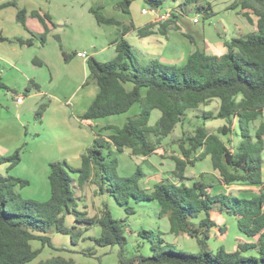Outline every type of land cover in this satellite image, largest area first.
I'll list each match as a JSON object with an SVG mask.
<instances>
[{"label": "trees", "instance_id": "16d2710c", "mask_svg": "<svg viewBox=\"0 0 264 264\" xmlns=\"http://www.w3.org/2000/svg\"><path fill=\"white\" fill-rule=\"evenodd\" d=\"M114 8L125 15L130 13L134 0H110ZM150 9H161L165 0H142ZM17 9L16 21L25 27L28 12L20 8L17 0L0 4ZM240 7L242 15L250 20L257 18L255 32L232 37L224 41L225 53L208 55L198 50L191 52L183 65L169 66L156 61L140 63L125 36L136 32L139 37L151 35L152 26L135 28L103 14L102 6L92 9L97 25L115 26L120 36L113 42L115 55L102 62L94 57L86 60L87 80L97 88L96 96L81 119L90 122L127 113L134 105L139 112L126 119L122 127L109 126L113 133L98 135L92 146L81 155L78 168L64 161L48 164L50 198L45 202L23 200L17 193L29 185L27 180L0 175V264H33L45 248H55L47 236L50 230L70 236L71 243L77 241L91 227H98L97 237L89 238L95 246H118V264H264V185L262 184V159L264 151V123L254 128L264 110V0H235L230 9ZM191 13L203 20L215 14L208 0H180L171 17L159 22V33L178 31L179 16ZM44 28L36 39L41 45L49 34L46 22L53 25L49 15L30 12ZM187 38L189 35L184 34ZM58 40V36H55ZM1 40V39H0ZM20 45L31 46L32 40H17ZM61 48V47H60ZM65 62L70 56L62 52ZM41 65L40 62L33 61ZM131 85V89L127 88ZM218 101L215 113L203 112L201 123L193 133L178 139L179 156H172L175 179L156 182L151 191L143 190L138 183L144 173L138 167L135 175L120 177L117 174V154L129 150L137 158L156 155L162 142L169 137L177 125L184 122L189 112L207 107ZM41 105L36 116L44 111ZM160 113L156 123L149 125L152 111ZM223 120L216 134L209 133L207 122ZM237 131L239 143L232 147L219 135L227 136ZM115 149V150H114ZM210 158L211 168L220 186L234 183L259 185L258 194L251 198H239L223 192L212 194V187L204 179L193 180L185 176L189 166L205 157ZM19 151L1 157L0 165L6 164L9 171L20 161ZM202 178V176H200ZM87 184L96 185V194L112 197L124 212L134 214L129 206L157 203L156 216L166 219L168 233L174 238L191 239L198 247L197 253L179 251L162 239V233L142 229L138 236L149 243L150 255L136 254L126 257L127 245L125 221L116 220L106 204L99 215L87 216L78 210L81 191ZM75 215V226L67 227V215ZM234 217L238 232L245 239H237L232 251L222 248L215 253L209 251V240L215 236H226L227 227L219 225L216 216ZM33 243L40 246L33 247ZM83 255L93 253L82 250ZM35 264H77L72 258L54 255Z\"/></svg>", "mask_w": 264, "mask_h": 264}, {"label": "crops", "instance_id": "0c3cea01", "mask_svg": "<svg viewBox=\"0 0 264 264\" xmlns=\"http://www.w3.org/2000/svg\"><path fill=\"white\" fill-rule=\"evenodd\" d=\"M8 1L11 0H0V4ZM139 1L140 4L137 3V5L135 6H134V2H132V4L130 5V13L128 15H125L122 12L117 11L114 8L113 1L107 2L105 6H102L103 7L102 12L105 16H107L105 12L110 11L112 15H108L107 17H114L117 20L122 21L124 23H132L135 26V28L138 29L147 26H152L153 33L146 37H139L136 32H131L125 36V40L132 46L133 52L136 55L137 60L143 64L149 61H156L161 64L169 65V66L183 65L185 64L189 54L194 50H198L208 55L221 56L225 53V47H224L225 40H228L232 37H237L239 35L255 32L257 30L256 28L257 18L253 15H250L249 16L250 20H248L246 17L242 15V10L240 9V7H236L235 9H230V6L233 4L235 0H229L228 3H224L223 15L228 14L227 17L229 15H232L234 17V20L230 19V22L226 23V27H223L224 28L223 33H219L217 31L210 32L208 28L205 27V23H204L205 20L202 21V27L199 28L198 25L201 23V21L198 15H195L191 20H189V22H185V20L183 19L184 17L187 16H179L176 20V24L179 26L180 29L178 31L168 29L167 35L164 37L159 33V27H158L159 22L156 21L155 15L151 13H147V14L142 13V10L148 7L144 4L142 0ZM171 2L174 4L171 7V9H168L166 11H164V9L162 10V8L157 9L156 10L157 13H165V12L173 11L179 5L180 0H171ZM17 4L20 8H23L28 12V16L26 17L25 20V27L17 23L16 21L17 9L15 7H7L0 10V39H1L0 40V73H1L0 74V113H1L0 121L7 120L9 118H14L8 111L6 112V114L3 111L2 102L4 106H6L8 105V100H9V98H7V94H5V91L3 89L6 88L7 91L11 90L12 92H15L14 90L18 88L21 91L22 90L26 91L29 89V88L25 89L26 85L29 82H31L32 87L38 90L37 91L38 95L45 96L46 98H49V100L51 99L49 101L51 106L53 105L52 103L54 102L57 104V106L54 107L55 108L57 107V109H59L60 114H63L65 117L66 115L67 117L72 116L73 118L79 120L80 125L83 126L86 125V127H90L91 133L93 134L96 133V130L98 128L94 129L93 127H98L97 124L96 126H94L93 121L86 122L81 119V116L86 112L87 108L93 102L96 96V93H94L93 91L94 88L90 87L92 83L91 82L86 83L87 80V74L85 72L86 61H84V67L83 68L81 67V69H78L76 65H71L70 63L63 66L61 62V57L63 58V55L60 54L61 49L57 50L56 47L55 49L53 47L51 50L46 52V49H48V47H46L48 45L47 38L45 40V43L42 45L43 50L39 51L40 48L39 45L41 44L36 39V37L44 32V28L43 25L36 18L31 17L29 13L34 11V12H38L40 15H44V14L49 15L53 23V25H51L50 23L46 22V25L49 29V33L51 31L55 32L54 27L56 24L58 25V27L63 26L65 30H63L61 38H63V40L67 42L66 46L68 49L69 47H72L71 50L77 49L78 51H81L83 49L81 47L84 46L85 50H87V53L90 54V57H94L98 61H102V62L103 61L105 62L106 60L108 61L114 57L115 52H114L113 42L116 39H118V37L120 36V29L116 27L115 30H109L108 31V35H110L109 39L104 40V42L102 41V38L98 39L99 42L93 45L94 52H91L89 48H90V36H91L90 34L92 33V30H96L99 32V30L102 29L103 27H108L103 25H97L94 19L92 9L98 7V5H93L87 2L86 0H17ZM115 13L116 14L120 13L121 16L119 17L115 15ZM195 18H198V22L196 23L193 22ZM75 25H78L80 28L75 31L67 29L69 28V26L74 27ZM98 32L96 33L101 36L105 33V30L100 34ZM69 33L71 35H69ZM184 34L189 35L190 38H187L186 36H184ZM87 39H88V43L85 46L84 41ZM17 40H22V41L32 40V45L30 47L25 45H20L17 42ZM71 60L72 57L70 56L68 62H70ZM33 61L40 62L41 65L34 64ZM43 69H46V71ZM62 70L65 74L64 80H61L62 76L60 74ZM43 75L46 76L44 81H43L44 77H41ZM55 83H61L62 87L64 86V88L67 90L66 101L60 99L58 95L54 91H52L51 88ZM127 88L131 89V85H127ZM85 89L86 90L91 89L88 90V92L85 94V97L87 95V101H85L84 99L82 102H77V101L75 102L76 96L79 93H81L83 90L85 91ZM17 96L18 94L16 95V93H11V97L14 98L15 100ZM31 96H33V94H31ZM19 104L23 106L24 100L22 99V102ZM8 106L11 107L10 105ZM76 108H79L78 112H76ZM80 112L82 113V115L79 116ZM4 116H7V118H4ZM15 119L18 121L20 126L24 125L23 122L22 123L19 122L20 120L18 117ZM41 121L44 122V119H42ZM42 122L40 124L34 123L32 125L33 126L32 129L30 127L28 128V132H31V137L28 138L27 135V138L30 139L27 142L32 141L31 143H28L29 149H31V153L32 154L34 153L35 155L37 154L43 155L42 153H46L44 159L45 162H47L48 164L53 161H65L68 164L73 165L72 168H78L81 164L82 153L87 148H90L93 144L91 143L90 137L87 144H83L82 146L79 144H73L71 146L72 151L67 153L66 146L63 145L61 142H56V144L54 145L50 144L51 139L50 136L48 135V130L42 128L44 127ZM259 123H264V110L262 117L254 123V128L257 127ZM66 124L67 127L71 128L70 118L67 119ZM224 124L225 122L223 121L222 126ZM62 125H63V120L60 118V121L52 122L50 128H55L57 126H62ZM6 133L9 137L4 136L2 139L10 143L7 146L5 145L3 147L0 146L1 157H5L6 155H9L12 149H15L17 147L16 143L13 142V136L10 135L8 132ZM97 134L100 135L102 134V132ZM232 136H233L232 137L233 143H231L232 145L230 146L235 147L239 143L240 138L238 137L237 131L235 130H233ZM221 139L223 140L225 138L223 137ZM43 142L49 143L46 149H43L42 147L38 146V145H44ZM207 160L210 163V168L208 171L211 175V178L206 179L204 175L203 176L200 175L202 176V178L200 177L199 180L204 179V181L209 184L210 181L213 182V184H210L212 185V187L209 189V191L212 194H216L220 192L226 193L225 192L226 188L230 189L233 187L235 189H238L237 193L239 196L237 197L239 198L240 196L251 198L258 194V191L260 189L259 185L234 183L226 186H220L216 180V174L213 172L211 168V162L208 156L203 159V161H207ZM15 168L16 165L10 170L13 171ZM192 168L197 169L198 168L197 164L194 165ZM10 170L9 171L7 170L6 164L0 165L1 176L10 175L11 173ZM261 171H262V184L264 185V161L262 163ZM196 172L199 173L198 170ZM145 175L146 174L144 173V176ZM16 178L22 179L23 176L17 175ZM192 179L197 180L195 178ZM158 181L152 183L151 188L146 189V187L148 186H146L147 184L145 183L147 182L144 179L145 190H148V192H150L153 185ZM28 186L23 187L19 190L23 191ZM19 190L17 192L21 193ZM225 216L227 215L223 214L220 216H216L219 225L222 224L225 225V220H224ZM227 217H231V216H227ZM234 221H236L235 218ZM166 229L168 230L167 221H166ZM213 234H214L213 239L218 238V236H215L216 235L215 232H213ZM238 239H245V238H243L242 235L239 233ZM235 247H236V242L234 248Z\"/></svg>", "mask_w": 264, "mask_h": 264}, {"label": "rangeland", "instance_id": "374dc122", "mask_svg": "<svg viewBox=\"0 0 264 264\" xmlns=\"http://www.w3.org/2000/svg\"><path fill=\"white\" fill-rule=\"evenodd\" d=\"M87 2L93 4V5H98V6H105L107 2H110V0H86ZM166 3L162 7V10L164 11L171 9V7L174 5L171 0H165ZM229 0H208V2L211 4L212 11L215 13L214 17L205 20V27L208 28V30L211 32H219L223 33L224 28L226 27V23L230 22V19L234 20V17L232 15L228 14L223 15V8H224V3H228ZM134 6L140 4L139 0H134ZM115 11V10H114ZM109 13V14H108ZM217 13V14H216ZM105 14L112 15L110 11H106ZM232 14V13H231ZM117 16H121L120 13L116 14ZM195 16V13L189 14L187 17H184L183 19L185 22H189L193 17ZM199 19L201 23L198 25L199 28L202 27V21L203 19L201 16H199ZM80 27L78 25H75L74 27L69 26L67 28L68 30H78ZM55 32L51 31L47 35V41L48 49H46V52L51 50L53 47L57 48V50H60V54L62 52L66 53L67 55L72 57V60L68 63L63 61V58L61 57V62L62 65L65 66L66 64H71V65H76L78 69H81V67H84V60L79 59L76 57L77 49L71 50L72 47L67 48L63 38H61V35L63 33L64 27H58L56 24L55 27ZM115 26H108V27H103L102 29L98 31L92 30V33L90 34V48L89 50L91 52H94V44L98 43L100 38H102V41L109 39L108 31L109 30H115ZM53 30V29H52ZM103 35H98L96 32L99 34L104 32ZM69 35H71L69 33ZM55 36H58V40L55 38ZM97 39V40H96ZM52 42V43H51ZM88 43V39L84 41V45ZM54 44V45H53ZM39 51L43 50L42 45H39ZM61 47V48H60ZM83 48L81 51L78 52H87L85 50L84 46L81 47ZM77 50V51H76ZM75 55V56H74ZM62 56V55H61ZM74 56V57H73ZM107 61V60H106ZM75 64H74V63ZM104 62V61H103ZM86 67V65H85ZM46 71V69H43ZM43 72V71H42ZM85 72L87 74V68L85 69ZM1 74V73H0ZM43 74V73H42ZM62 79L64 80V72L63 70L61 71ZM41 77H44L43 81L45 80L46 76L43 75ZM43 83V82H41ZM93 85V86H91ZM90 87L94 88V93H97V88L94 84H91ZM45 86V85H44ZM29 88L28 90H20L16 88L12 92L11 90H6L5 94H7L8 100V105L3 106V111L6 112L8 111L14 118H9L7 120H2L0 121V146H7L10 142H6V140H3L2 138L4 136H7L8 132L10 135L13 136V142L16 143L17 147L15 149H12L9 155L14 154L16 151H19V155L21 160L19 163L16 165V168L10 173L9 176L11 177H17L23 176L22 179H25L29 182V186L23 190L20 191V198L23 200H31L35 202H45L48 201L50 198V188H49V183H48V163L45 162V154L42 153L43 155L37 154L35 155L34 153H31V149H29L28 143L31 137V132H28V128L30 127L32 129V125L34 123L40 124L42 119H44V122L42 124L44 127L48 130V135L50 136L51 145L56 144V142H61L63 145L66 146L67 148V153H69L71 150V146L73 144H87L89 141V137L91 139V143L94 142V139L96 136L101 133L100 135L106 137L109 136L110 134L113 133L112 130H109V126H116V127H122L123 124L125 123L126 119L129 117L135 116L138 112V105H134L127 113L122 114V115H117V116H112V117H107L104 119H99L94 122V126L96 124L98 127H93L94 129L98 128L96 130V133H91L90 127H86V125H80L79 120L73 118L72 116L66 117L63 114L59 113V109L57 107L55 108L54 106H57V104L54 102L52 103L53 105L49 103V98H46L45 96L38 95L37 91L34 87H32L31 82H29L25 89ZM40 88V87H39ZM52 91H54L60 99L63 101H66L67 98V90L62 87L61 83H55L52 86ZM91 90V89H88ZM88 90L85 89L81 93H79L76 98L75 102H82L84 99L87 101V95L85 97V94L88 92ZM11 93H16L18 94L17 98H21V100H24V105L21 106L14 98L11 97ZM29 93V94H27ZM33 96H31V94ZM25 96V97H24ZM44 111L42 112L41 117L36 116V113L40 111L41 105H44ZM218 101L215 100L213 101L208 107H201L199 110L194 111V112H189L187 114V117L185 118L184 122L177 125V127L174 129L173 133L167 137L162 142V145L160 149L157 151L156 155L151 156L150 158H137L133 157L130 155L129 150H124L122 153L117 154V159H118V166H117V174L120 177H131L136 174L138 167L142 169V171L146 174L144 177L140 178L138 183L140 185V188L145 190L144 185L147 184V188H151L152 183L158 180L162 179H168V180H173L175 181L172 171L174 169V162L172 161L171 157L172 156H179V150H178V139L188 136L193 133L194 129L201 123L200 118L201 113L203 111L205 112H216L218 108ZM91 105V104H90ZM89 105V106H90ZM88 109V108H87ZM79 111V108H76V112ZM82 115V113H79V116ZM160 113L155 110L152 111L151 117H150V122L149 125L153 126L157 119L159 118ZM19 118V122H23L24 125L20 126L18 121L15 118ZM0 118H1V113H0ZM4 118H7V116H4ZM60 118L63 120V125L62 126H57L55 128H50L51 123L54 121H60ZM70 118V126L71 128L67 127L66 121L67 119ZM41 124V125H42ZM223 124V121L221 120H215L211 122H207L206 127L210 131V133L216 134V131L219 127H221ZM4 130V131H3ZM5 132V134H4ZM28 135V138H27ZM223 139L224 142L228 145H232V133H230L227 137L224 135H219ZM47 138V137H44ZM27 139V140H26ZM44 145H38L39 147H42L43 149H46L48 147L49 143L43 142ZM15 145V146H16ZM86 148V146H85ZM88 149V148H87ZM115 150V149H114ZM85 152V151H84ZM261 159L264 161V152L261 154ZM65 162V161H64ZM67 163V162H66ZM68 164V163H67ZM197 164V169L192 168L189 166L187 168V171L185 172V176L188 179L195 178L199 180L200 175H204L206 179H210L211 175L209 173V168H210V163L209 161H198L195 163ZM70 167H73V165L68 164ZM194 170H192V169ZM199 171L197 173L196 171ZM197 174V175H196ZM144 179L147 183L144 184ZM210 184H213L212 181H210ZM227 194H231L235 197L239 196L237 193L238 189L230 188V189H225ZM98 191L96 185L93 184H87L84 188H82L81 191H78V196L80 197V200L78 202V210L82 212H86L87 216L93 217L95 215H99L100 212L103 210V205L106 204L109 208V211L111 212V215L114 219L116 220H121L125 221L126 224V229H125V236L127 238V245L124 248V254L126 257H131L136 254H140L143 256H149L150 253V248H149V243L142 239L141 237L138 236V232L142 229L145 230H151V231H157L159 230L163 235L162 239H164L166 242L170 243L172 246L175 247V249L179 251H184V252H190V253H197L198 252V247L195 244V242L191 239H176L172 235L168 233V230L166 229V219H161L159 220L156 216V211L158 209V205L156 202H146L142 203L141 205L135 204L134 202H130L129 206H131L134 209V214H129L127 215L124 212V209L117 205L114 201V199L106 194H96ZM240 198H247L244 196H240ZM225 220V226L227 227V235L224 238H215V239H210L209 240V251L215 253L218 249L222 248L225 251H232L235 246L236 240L239 238V233L237 230L236 226V221H234V218L231 217H224ZM65 225L67 227H72L75 226V215L70 214L67 215L65 218ZM99 234V228L98 227H91L89 228L83 235L82 238L77 241L76 246H73L71 243V238L70 236L66 235H61L58 233H55L53 230H50L47 233V236L51 239V242L55 248L63 249L62 251H57L52 250L50 248H45L41 255L37 258V260L33 263L35 264L39 260H45L47 258H50L51 256L54 255H61L66 258H72L77 264H118V251L119 247L114 246V247H104L100 248L94 245V243L89 239L92 237H97ZM40 245L38 243H33V247L37 248ZM91 251L93 253L92 257H87L83 255L81 252L82 250H87Z\"/></svg>", "mask_w": 264, "mask_h": 264}, {"label": "built area", "instance_id": "2783aa9c", "mask_svg": "<svg viewBox=\"0 0 264 264\" xmlns=\"http://www.w3.org/2000/svg\"><path fill=\"white\" fill-rule=\"evenodd\" d=\"M142 13H144V14L151 13V14L155 15V19L157 22H164V21L168 20L172 15V11L171 12H165V13H157V11L155 9H150V8L143 9ZM193 22L194 23L198 22V18H195L193 20ZM76 57L81 58L84 61H86L90 57V54L85 52V51L78 52V53H76ZM17 102L21 103L22 102L21 98H17Z\"/></svg>", "mask_w": 264, "mask_h": 264}]
</instances>
